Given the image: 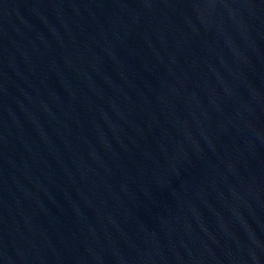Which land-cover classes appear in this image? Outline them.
I'll use <instances>...</instances> for the list:
<instances>
[{
  "label": "water",
  "instance_id": "95a60500",
  "mask_svg": "<svg viewBox=\"0 0 264 264\" xmlns=\"http://www.w3.org/2000/svg\"><path fill=\"white\" fill-rule=\"evenodd\" d=\"M0 264H264V0H0Z\"/></svg>",
  "mask_w": 264,
  "mask_h": 264
}]
</instances>
